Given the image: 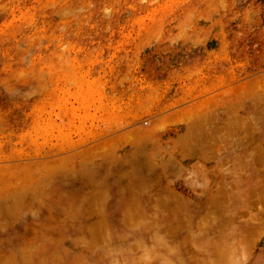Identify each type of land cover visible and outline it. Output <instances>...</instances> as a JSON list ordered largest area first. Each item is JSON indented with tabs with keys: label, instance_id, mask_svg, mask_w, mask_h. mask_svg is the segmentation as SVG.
Wrapping results in <instances>:
<instances>
[{
	"label": "rangeland",
	"instance_id": "rangeland-1",
	"mask_svg": "<svg viewBox=\"0 0 264 264\" xmlns=\"http://www.w3.org/2000/svg\"><path fill=\"white\" fill-rule=\"evenodd\" d=\"M261 74L264 0H0V120L33 112L34 149H54L64 137L75 149L156 122L166 152L174 135L168 127L179 133L184 122L168 126L166 117L159 124L161 116ZM189 76L199 84L228 80L184 99L180 90L194 84ZM147 96L152 104L136 107ZM49 98L54 103L47 105ZM169 101L175 104L167 107ZM6 128L1 150L9 146ZM80 137L86 141L74 145ZM206 162L207 173L177 171L171 181L186 196L199 197L200 185L206 187L205 211L192 205L189 215L162 224L177 245L203 250L206 264H215L222 256L216 251L264 245V162L228 156Z\"/></svg>",
	"mask_w": 264,
	"mask_h": 264
},
{
	"label": "crops",
	"instance_id": "crops-1",
	"mask_svg": "<svg viewBox=\"0 0 264 264\" xmlns=\"http://www.w3.org/2000/svg\"><path fill=\"white\" fill-rule=\"evenodd\" d=\"M225 78L196 81L184 99L226 83ZM208 101L214 106L209 108ZM169 113L168 126L181 119L184 123L179 133L168 127L174 135L166 152L155 136L156 122L93 142L80 137L74 145L86 144L75 149L66 147L71 142L65 137L54 149H34L31 134L39 123L32 112L18 121L0 120V130L7 127L10 134L9 146L0 149V264H206L205 251L177 245L176 236L162 224L189 215L192 205H199L202 214L208 205L202 194L206 187L200 185L199 197L186 196L172 177L177 171L207 173L211 157L264 162V74ZM165 117L160 118L163 124ZM131 132L138 137L127 139ZM228 145L235 148L225 156ZM121 147L129 148L120 152ZM150 177L154 180L139 185ZM216 253L222 256L215 257V264H264V245Z\"/></svg>",
	"mask_w": 264,
	"mask_h": 264
},
{
	"label": "bare ground",
	"instance_id": "bare-ground-1",
	"mask_svg": "<svg viewBox=\"0 0 264 264\" xmlns=\"http://www.w3.org/2000/svg\"><path fill=\"white\" fill-rule=\"evenodd\" d=\"M72 63H73V62H72ZM72 66H73V65H72ZM88 67H89V66H88ZM73 68H74V67H73ZM50 72H51V71H50ZM85 72H86V71H85ZM74 73H75V72H74ZM82 76H84V75H82ZM189 77H191V76H189ZM189 77H188V78H189ZM85 79H86V78H85ZM189 79H190V78H189ZM196 79H197V78H196ZM54 81H55V80H54ZM190 81H194V78L190 79ZM196 81H197V80L194 81V84H193V83H190L191 85L188 86V87H186V88H187L186 90H180L181 93H182V94H181V97H182V98H184V97L186 96V94H187V92H188V90H189L190 88H194L195 84L197 83ZM74 82H75V81H74ZM56 84H57V80H56V82H55V85H56ZM215 84H217V83H215ZM57 85H58V84H57ZM200 86H201V85H200ZM200 86H199V87H200ZM259 86H260V85H259ZM256 87H257V86H256ZM244 88H245V86H244ZM257 88H258V87H257ZM100 89H101V88H100ZM205 89H206V87H205ZM193 90H194V89H193ZM203 90H204V89H203ZM240 92H241V91H240ZM228 93H230V92H228ZM228 93H227V94H228ZM50 94H52V93L49 92V95H50ZM49 95H48V96H49ZM56 95H57V94H56ZM50 96H51V95H50ZM54 97H55V96H54ZM54 97H53V98H54ZM78 97H79V96H78ZM80 97H81V96H80ZM102 97H103V96H102ZM104 97H105V96H104ZM252 97H253V96H252ZM50 99H51V98L46 99V100H48L47 103H45V102H46L45 100H43V101H45L44 103L47 104V105L50 104V103H51V104L54 103V102H52ZM158 99H159V101L161 100V98H158ZM253 99H254V98H253ZM49 100H50V102H49ZM80 100H81V99H80ZM153 100H154V96H153V98H149V96H147V98H145V100L137 101L138 103H137L136 107H139V106H140V107L142 108V106H144L145 104H146V105H145V107H146V106L148 105V103L151 102V104H152V101H153ZM156 100H157V99H156ZM254 100H255V99H254ZM40 101H41V100H40ZM54 101H55V100H54ZM57 101H58V100H57ZM82 101H83V98H82ZM38 102H39V101H38ZM41 102H42V101H41ZM110 102H111V101H110ZM122 102H123V101H122ZM122 102H121V103H122ZM154 102H155V101H154ZM154 102H153V103H154ZM208 102H209V101H208ZM236 102H237V101H236ZM239 102H240V101H239ZM252 102H253V101H252ZM168 103L170 104V102H168ZM209 103H210V102H209ZM212 103H213V102H212ZM56 104H57V103H56ZM169 104H168V105H169ZM210 104H211V103H210ZM213 104H214V103H213ZM36 105H37V104H36ZM36 105H34L35 107H33V108H36ZM101 105H103V104H101ZM155 105H157V102H155ZM235 105H236V103H235ZM41 106H43V105H41ZM207 106H208V104H207ZM211 106H212V104L209 106V108H210ZM213 106H214V105H213ZM213 106H212V107H213ZM37 107H39V106H37ZM43 107H44V106H43ZM109 107H110V106H109ZM238 107H239V105H238ZM40 108H41V107H40ZM40 108H39L38 110H40ZM199 108H200V109H199V110H200L199 112L201 113V108H202V106L199 107ZM207 108H208V107H207ZM42 109H44V108H41V111H42ZM146 109H147V108H145V110H146ZM213 109H214V108H213ZM236 109H237V108H236ZM129 110H130V109H129ZM148 110H149V109H148ZM202 110H206V108H203ZM142 111H143V110H142ZM30 112H31V110H30ZM42 112H43V111H42ZM133 112H134V111H133ZM208 112H209V111H208ZM213 112H214V111H213ZM233 112H234V111H233ZM32 113H33V112H32ZM196 113H197V111H196ZM209 113H210V112H209ZM228 113H229V112H228ZM230 113H231V112H230ZM29 114H31V113H29ZM29 114H28V116L26 115L27 118H28L29 116L34 118V115L31 116V115H29ZM36 114H37V113H36ZM127 114H128V113H127ZM197 114H198V113H197ZM201 115H202V113H201ZM204 115H205V113H204ZM209 115H212V114H209ZM209 115H208V116H209ZM99 116H100V115H99ZM102 116H103V115H102ZM125 116H126V115H125ZM189 116H190V115H189ZM193 116H195V115H193ZM199 116H200V115H199ZM239 116H240V115H239ZM35 117H36V115H35ZM132 117H133V115H132ZM33 118H32V123H33V120H34ZM165 118H166V117H165ZM206 118H208V117H206ZM29 119H30V118H29ZM166 119H167V118H166ZM188 119H189V118H187V120H188ZM210 119H211V118H210ZM243 119H244V117H243ZM163 120H164V119H163ZM183 120H184V119H183ZM201 120H202V119H201ZM203 120H204V119H203ZM166 121H167V120H166ZM163 122H164V121H163ZM163 122H161V123H163ZM199 124H200V123H199ZM210 124H211V123H210ZM229 124H230V122H229ZM236 124H237V123H236ZM240 124H241V123H240ZM233 126H234V125H233ZM224 127H225V126H224ZM234 127H235V126H234ZM148 128H149V127H148ZM154 129H155V128H154ZM154 129H153V130H154ZM218 129H219V128H218ZM227 131H228V130H227ZM245 131H246V130H245ZM138 132H142V131H138ZM138 132L136 131L135 133H138ZM148 132H150L149 129H148ZM196 132H197V131H196ZM133 133H134V132L128 133V134H129V135H127L128 138H127L126 135H123V134H122V135H123V137L126 136L127 139H131L130 135H131V134L133 135ZM193 133H194V132H193ZM225 133H226V132H225ZM125 134H126V133H125ZM132 135H131V136H132ZM138 135H139V133H138ZM138 135L134 134L133 136L136 138V136L138 137ZM143 136H144V135H143ZM188 136H189V135H188ZM129 137H130V138H129ZM140 137H141V136H140ZM179 137H180V136H179ZM117 138H118V137H116V139H117ZM132 138H133V137H132ZM145 138H147V137H145ZM68 139H69V138H68ZM118 139H119V138H118ZM120 139H122V138H120ZM131 140H132V139H131ZM121 141H122V140H121ZM144 141H145V140H144ZM113 142H114V141H113ZM113 142H112V143H113ZM136 142H137V141H136ZM139 142H140V141H139ZM184 142H185V141H184ZM35 143H36V142H35ZM106 144H107V143H106ZM110 144H111V143H110ZM116 144H117V142H116ZM116 144H114V145H116ZM138 144H139V143H138ZM62 145H63V144H62ZM114 145H113V146H114ZM146 145L149 146V144H146ZM113 146H112V147H113ZM188 146H189V145H188ZM105 148H106V147H105ZM105 148H104V149H105ZM146 148H147V146H146ZM146 148H145V149H146ZM104 149H103V150H104ZM156 149H157V148H156ZM95 150H96V149H95ZM101 150H102V149H101ZM136 151H137V150H136ZM183 151H184V150H183ZM111 152H113V151H111ZM108 153H109V152H108ZM133 153H135V152L133 151ZM133 153H132V155H133ZM140 153H141V152H140ZM140 153H139V155H140ZM155 153H156V152H155ZM155 153H154V154H155ZM106 156H107V155H106ZM109 156H110V155H109ZM154 157H155V156H154ZM82 158H83V157H82ZM78 159H79V158H78ZM132 159H133V157H132ZM144 159L147 161L146 158H144ZM162 160H163V159H162ZM80 162H81V161H80ZM83 162H84V161H83ZM142 163H144V162H142ZM84 164H85V162H84ZM126 164H127V163H126ZM140 164H141V163H140ZM146 164H147V163H146ZM85 165H86V164H85ZM143 165H145V164H143ZM139 166L142 167L141 165H139ZM84 175H85V174H84ZM41 182H42V181H41ZM142 183H143V182H142ZM164 203H165V202H164ZM104 219H105V218H104Z\"/></svg>",
	"mask_w": 264,
	"mask_h": 264
}]
</instances>
